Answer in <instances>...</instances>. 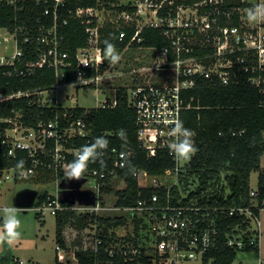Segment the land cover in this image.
<instances>
[{
	"label": "built area",
	"instance_id": "2783aa9c",
	"mask_svg": "<svg viewBox=\"0 0 264 264\" xmlns=\"http://www.w3.org/2000/svg\"><path fill=\"white\" fill-rule=\"evenodd\" d=\"M70 1L0 0V10L10 7L22 12L27 6L41 7V16L37 19L41 32L35 36L40 45L35 49L39 53L38 60L24 59V46L34 38L31 30L22 26H0L6 32L5 36L0 34V43L12 40L15 43V53L9 57H0V65L14 66V71H8V75L15 73L24 78L33 74L36 68L49 67L55 71L56 77L54 85L45 90H19L13 93L1 91L0 103L35 93L39 95V105L50 108L59 104L57 97L50 95L67 84L100 89L105 76L101 69L106 62L102 55V28L115 30L120 41L125 40L129 30L134 29L125 48L131 47L135 41H143L141 33L144 28H160L168 44L148 48L158 52L159 64L152 69L159 70L162 78L146 80V83L128 88L127 98L136 109L138 140L148 156L154 157L159 151L165 150L175 161L174 167L166 169L161 175H151L147 170H139L137 173L142 188H163L164 191L142 196L135 206L109 207L104 204L106 194L102 187L106 183L115 182L118 171L126 166V159L130 155V152L112 148L110 169L103 167L87 172L96 201L82 207V210L97 214L107 209L124 211L139 226L136 235L138 244H133L132 240L124 244H111L108 249L111 255L119 253L131 260L144 255L152 264H180L198 257L204 260L206 253L219 246L223 230L219 226L218 217L226 210L200 204L194 197H190L189 191L185 192L180 187L182 171L187 162H178L170 153L167 146L171 140L169 134L173 122L182 121L183 110L191 107L190 102H185L183 92L196 85V78H216L222 84H228L234 63H243L247 58L253 62L251 70L264 72V23H251L246 17L247 9L264 3V0H96V6L81 5L75 8L70 7ZM101 13L106 17L104 21L99 20ZM46 17L51 19V26L46 27L41 22ZM69 17H97V24L86 28L87 44L76 50L74 61L69 60L70 53L62 47L64 36L58 27L62 23L68 24ZM232 19H237L236 24L231 23ZM21 34H24L22 41ZM202 56L207 58L206 62ZM244 69L248 71L250 67L245 66ZM70 71L75 78L68 81ZM249 81L264 94V78L251 76ZM68 97L75 100L74 95ZM117 104L115 93L110 97L105 96L98 107H115ZM88 109L81 114L65 110L54 120L39 121L34 125L24 123L21 110L12 109L10 115L0 117V122L7 124L0 137L3 145L8 146V156L15 158L18 151H24L27 158L32 160L30 166L19 170L15 165L0 164V186L9 181L33 179L44 170H51L58 175L80 149L75 140L87 139L90 142L92 127L86 119ZM18 144L25 147L22 149ZM122 154H126V158ZM103 156L99 159L100 165L106 162ZM141 173L146 177V183L139 179ZM177 187L178 194L175 193ZM251 195L254 197L251 206L227 210L229 215L237 213L243 216V225L247 223L246 227L237 224L226 232V242L230 247L244 249L247 244L261 246L263 229L260 215L264 201L257 200L259 192L256 189L251 191ZM68 206L61 202L58 195H54V199L37 204L35 210L41 216H45L47 211L56 216L68 208L76 209L74 205ZM96 232L97 229L94 231L93 245L83 246V249L99 250L103 240L95 236ZM78 248L68 256L67 248L57 243L56 256L59 261L79 264L76 255ZM23 263L22 260L18 261V264ZM230 264L238 263L234 260ZM260 264H264V260L260 259Z\"/></svg>",
	"mask_w": 264,
	"mask_h": 264
},
{
	"label": "trees",
	"instance_id": "16d2710c",
	"mask_svg": "<svg viewBox=\"0 0 264 264\" xmlns=\"http://www.w3.org/2000/svg\"><path fill=\"white\" fill-rule=\"evenodd\" d=\"M69 5L73 8L81 5L96 6L97 2L96 0H71ZM40 16L41 7L33 5L27 6L22 12H17L10 7H3L0 10V26L26 27L34 35L32 42L24 46L26 49L25 61H37L39 58V53L35 49L40 45L35 36L41 32L39 30L41 25L37 23ZM41 22L46 27L51 26L52 23L49 17L42 18ZM236 22L237 19L231 20L233 24ZM96 24L97 17H69L68 24L58 25L60 33L64 36L62 47L70 53V61H74L76 50L87 44L86 28ZM101 32L104 40L110 39L116 49H124L134 33V29L129 30L128 36L122 41L118 39L117 32L110 27L102 28ZM141 36L143 41H135L131 44L132 47H161L169 42L160 28L146 27L142 30ZM20 38L22 41L24 34H21ZM104 40L101 43L103 48ZM202 59L207 61V58L203 56ZM252 63L249 58L243 63L235 62L228 84H222L216 78H196V85L183 92L185 102H190L191 107L183 110L181 119L186 128L195 132L194 141L198 151L186 163L182 171L180 187L185 192L189 191L190 197H194L200 204L226 210L218 217L219 226L223 230L219 246L217 249L206 253L203 264H230L236 260L239 251L260 253L259 244L256 246L247 244L244 249H237L228 246L226 242V232L237 224L243 225L244 218L237 213L229 215L227 210L232 207L251 206L254 201V197L251 195L253 188L250 184L251 175L254 171H260L256 188V192H259L257 200L259 199V202L264 201V169L261 168V159L264 155V94L259 87L252 85L249 81L251 76L258 75V77L264 78V72L251 70ZM245 66H249L250 69L246 71ZM14 69V66L0 65V92L45 90L51 88L56 81L55 71L49 67L36 68L33 74L25 78L15 73L8 75L7 72L14 71ZM101 70H104V66ZM74 78L75 75L70 71L67 77L68 81ZM116 93L118 104L115 107L88 109L86 119L92 127L90 142L87 139H77L75 144L81 148L91 144L95 138L100 136L107 138L109 142L104 151L103 158L106 159L104 165H100L99 160L90 163L86 173L103 167L110 169L112 163L109 161V156L112 148L130 152L126 159V166L118 171L116 180L124 179L126 187L115 191V194L118 195L116 206H135L142 196L150 195L156 191H164L163 188L159 190L152 187L142 188L138 183V171L147 170L151 175H161L166 169L174 167L175 161L165 150L159 151L154 157L148 156L147 151L138 140L136 109L128 101L127 88L121 87ZM12 109L21 110L24 113V123L34 125L39 121L54 120L57 115L62 114L65 110L81 114L87 108L78 105L65 107L62 104L50 108L41 107L39 95L33 93L28 97L10 99L0 103V117L10 115ZM6 126V123L0 122V133ZM120 130L126 133L124 139H121L117 134ZM73 159L74 157L70 158L69 163ZM20 160L24 161V166L32 164V160L27 158L24 151H18L15 158L8 156V146L3 145L0 137V164L16 166ZM63 176L64 171L62 170L58 175H55L51 170H44L40 171L32 180L35 183H48L54 179H61ZM115 182L106 183L102 187L103 192L105 194L112 192ZM178 191L179 187L175 188V193L178 194ZM52 199H54V195L45 190L38 195L37 204ZM95 201L94 198V203ZM120 212L121 214L110 217L97 213H86L79 219L80 225L83 223V227L86 226L87 222L96 223L97 235L95 236H99L103 240L97 252L79 247L76 250L79 264H152V261L144 255L131 260L125 259L119 253L114 255L109 253L108 249L111 244H124L131 240L133 244H138L136 238L139 231L138 225L135 236L128 237L126 241H120V238L115 236L113 232L110 233V228L121 226L128 222L127 219H130L124 211ZM73 216L75 213L71 209L60 211L55 216L56 242L63 247H66L63 230ZM243 226L246 227L247 223ZM8 263L10 264L9 259ZM55 264L69 263L59 261L56 256Z\"/></svg>",
	"mask_w": 264,
	"mask_h": 264
},
{
	"label": "rangeland",
	"instance_id": "374dc122",
	"mask_svg": "<svg viewBox=\"0 0 264 264\" xmlns=\"http://www.w3.org/2000/svg\"><path fill=\"white\" fill-rule=\"evenodd\" d=\"M103 14L101 13L98 16L100 21H104L106 18ZM0 34L5 36L6 32L0 29ZM116 50L121 57L120 62L112 65L105 60V76L101 82L100 89L92 86L67 84L59 88L57 93H53L50 96L57 97V103L66 107L78 105L80 107L92 108L98 107L105 96L110 97L115 95L121 87L128 89L138 84L146 83V80L162 78L159 70L156 68L152 69L160 61L157 50L132 46ZM14 53L15 43L13 40L0 43V57H9ZM68 95H74L75 100L69 98ZM186 162L188 161H181V163ZM261 168L264 169V155L261 159ZM259 174L260 171L252 172L250 184L253 189L257 188ZM139 179L143 183L147 181L142 173L139 175ZM90 181L91 179L88 174L85 173L83 178L79 180H69L64 175L59 180L54 179L44 184L35 183L32 179H29L19 180V182L9 181L0 186V208H17V215L21 221L20 228L18 229L21 233L20 239L11 246L6 243L0 246V255L8 254L10 264H18L19 260L24 261L23 264H55V247L57 245L56 218L49 211L42 217L35 210L38 195L45 190L53 195H58L64 205L76 206V209H71L74 211L75 216L66 224L68 237L73 241L72 245L67 249L68 256H71V253L78 247L93 245L94 231L97 224L87 222L86 226L83 227V223L80 225L79 222V219L86 214L82 210V207L94 204V191L90 185ZM125 187L126 183L124 179L116 180L112 192L106 193L104 204L109 207L116 206L118 195L115 194V191L122 190ZM30 193L32 194L31 196H29ZM98 214L110 217L119 215L121 212L107 209ZM126 214L129 215L128 213ZM130 220L132 221L130 218L129 220L127 219L128 222L125 224L116 228H110V233L113 232L115 236L120 238V241H126L128 237H134L137 224H134ZM260 220L263 229L260 253L239 251L236 258L238 264H260V259L264 260V209L261 210ZM83 241H86V243H83ZM180 264H203V258L198 257L197 259L188 260Z\"/></svg>",
	"mask_w": 264,
	"mask_h": 264
},
{
	"label": "clouds",
	"instance_id": "9594fccd",
	"mask_svg": "<svg viewBox=\"0 0 264 264\" xmlns=\"http://www.w3.org/2000/svg\"><path fill=\"white\" fill-rule=\"evenodd\" d=\"M246 17L251 23H264V3H258L247 9ZM102 55L103 58L112 65L118 64L121 59L115 45L110 39L104 40ZM117 134L121 139L126 137V133L123 130H120ZM169 135L171 140L167 146L174 158L178 162L190 161L198 151L194 141L195 132L186 128L182 121L176 120L173 122ZM108 143L107 138L100 136L95 138L91 144L82 146L77 150L74 154V159L65 167V178L69 180H79L83 178L89 164L95 163L97 160L101 159L104 151L108 147ZM17 146L22 149L25 147L23 144H18ZM122 155L126 158V154ZM23 167L24 161H18L16 168L19 170ZM17 211L15 207L0 208V221H2V223H0V246L5 243L11 246L21 237V233L18 230L21 221L18 218Z\"/></svg>",
	"mask_w": 264,
	"mask_h": 264
},
{
	"label": "crops",
	"instance_id": "0c3cea01",
	"mask_svg": "<svg viewBox=\"0 0 264 264\" xmlns=\"http://www.w3.org/2000/svg\"><path fill=\"white\" fill-rule=\"evenodd\" d=\"M66 107V106H65ZM74 107V106H73ZM65 167L66 165L64 166V168L62 169V171L65 170ZM17 182H19V180H17ZM44 184V183H43ZM51 194V193H50ZM38 201V199H37ZM44 217V216H42ZM67 226H65L64 230H63V234H64V238H65V242H66V248L68 249L69 246L72 245L73 241L70 240V238L68 237V232H67V229H66ZM3 255H8V254H3Z\"/></svg>",
	"mask_w": 264,
	"mask_h": 264
},
{
	"label": "water",
	"instance_id": "95a60500",
	"mask_svg": "<svg viewBox=\"0 0 264 264\" xmlns=\"http://www.w3.org/2000/svg\"><path fill=\"white\" fill-rule=\"evenodd\" d=\"M31 195H32V194L30 193L29 196H31ZM0 257H4V259H5L4 262H2V263H0V264H9V263H8V259H9V258H8L7 255H3V256H0Z\"/></svg>",
	"mask_w": 264,
	"mask_h": 264
},
{
	"label": "flooded vegetation",
	"instance_id": "af4514ba",
	"mask_svg": "<svg viewBox=\"0 0 264 264\" xmlns=\"http://www.w3.org/2000/svg\"><path fill=\"white\" fill-rule=\"evenodd\" d=\"M0 256H3V255H0ZM4 257H0V263L4 262Z\"/></svg>",
	"mask_w": 264,
	"mask_h": 264
}]
</instances>
